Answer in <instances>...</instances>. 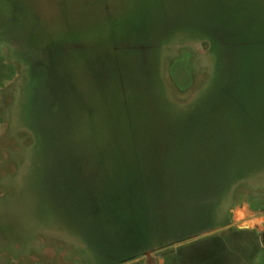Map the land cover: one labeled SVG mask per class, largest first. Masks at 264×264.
<instances>
[{
    "label": "rangeland",
    "instance_id": "obj_1",
    "mask_svg": "<svg viewBox=\"0 0 264 264\" xmlns=\"http://www.w3.org/2000/svg\"><path fill=\"white\" fill-rule=\"evenodd\" d=\"M264 264V0H0V264Z\"/></svg>",
    "mask_w": 264,
    "mask_h": 264
},
{
    "label": "water",
    "instance_id": "obj_2",
    "mask_svg": "<svg viewBox=\"0 0 264 264\" xmlns=\"http://www.w3.org/2000/svg\"><path fill=\"white\" fill-rule=\"evenodd\" d=\"M145 257H147V262L149 263L151 261L150 252H147Z\"/></svg>",
    "mask_w": 264,
    "mask_h": 264
},
{
    "label": "flooded vegetation",
    "instance_id": "obj_3",
    "mask_svg": "<svg viewBox=\"0 0 264 264\" xmlns=\"http://www.w3.org/2000/svg\"><path fill=\"white\" fill-rule=\"evenodd\" d=\"M150 253H152V251H150ZM143 257H145V254H143ZM154 260H155V259L151 257V261H150L149 263L154 262Z\"/></svg>",
    "mask_w": 264,
    "mask_h": 264
},
{
    "label": "crops",
    "instance_id": "obj_4",
    "mask_svg": "<svg viewBox=\"0 0 264 264\" xmlns=\"http://www.w3.org/2000/svg\"><path fill=\"white\" fill-rule=\"evenodd\" d=\"M155 263V260H154V262H152L151 264H154Z\"/></svg>",
    "mask_w": 264,
    "mask_h": 264
}]
</instances>
